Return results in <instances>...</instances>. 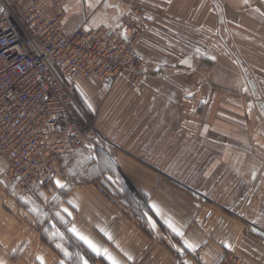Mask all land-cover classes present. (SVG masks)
<instances>
[{"label":"crops","instance_id":"0c3cea01","mask_svg":"<svg viewBox=\"0 0 264 264\" xmlns=\"http://www.w3.org/2000/svg\"><path fill=\"white\" fill-rule=\"evenodd\" d=\"M61 2L67 31L80 26L115 28L130 8L145 12L151 26L138 50L187 70L166 82L147 80L137 90L159 99L147 103L145 110L160 111L162 129L154 140L160 144L146 140L143 145V161L152 169L131 161L126 172L190 174L195 179L181 186L152 176L154 181L144 183L148 235L112 212H96L88 191L74 194L70 189L59 203L67 218L65 228L106 264H111L107 257L116 264H217L227 251L264 264V0ZM44 10L55 14L51 5ZM121 149L141 156L133 144ZM119 162L123 164L122 157ZM5 166L0 158V263L10 264L13 249H6L4 239L10 231L6 208L12 183L3 174Z\"/></svg>","mask_w":264,"mask_h":264},{"label":"built area","instance_id":"2783aa9c","mask_svg":"<svg viewBox=\"0 0 264 264\" xmlns=\"http://www.w3.org/2000/svg\"><path fill=\"white\" fill-rule=\"evenodd\" d=\"M63 18L61 0H0V158L24 193L57 176L63 152L98 143L95 122L81 116L73 98L74 81L120 78L134 89L148 62L157 66L138 50L150 26L142 9L130 8L115 28L67 31ZM220 262L251 264L232 251Z\"/></svg>","mask_w":264,"mask_h":264},{"label":"rangeland","instance_id":"374dc122","mask_svg":"<svg viewBox=\"0 0 264 264\" xmlns=\"http://www.w3.org/2000/svg\"><path fill=\"white\" fill-rule=\"evenodd\" d=\"M149 23L151 26V21ZM156 63L155 67L154 63L148 62L149 69L145 79L134 89L129 88L120 78L111 83L93 78L73 82L72 95L79 113L95 122L99 133L98 143L91 147L71 148L60 155L59 171L55 178L59 183L65 182V186L56 187L54 178L41 183L33 191L24 193L7 176L12 183L10 195L13 198H10L11 203L6 208L10 231L4 239L8 242L6 249H13L8 253L10 264H41V260L42 264H106L97 261L98 257L89 253L80 240L65 228L67 218L60 210L59 203L67 189L74 194L88 191L93 195V198L89 197V201L96 212H112L124 224L127 225L130 221L138 230L148 235L150 224L147 215L150 214V208L147 206L148 195L141 190L144 183L154 181L152 176L181 186H186L190 179L195 180L190 174L150 175L126 172L131 161L151 168L143 161V145L146 140L152 144H160L154 142L162 129L159 122L160 111L153 108L145 110L147 103L159 99L155 97L151 100L149 94L143 96L137 90L147 80L166 82L165 79L182 76L187 70L176 62ZM168 84L171 88L175 85L171 81ZM131 144L141 156L131 155L132 151L121 149ZM120 157L123 164L119 162ZM191 191L199 193L194 189ZM200 195L204 194L200 192ZM161 226V230H166ZM36 249L41 252L33 253ZM232 253L235 258L250 262L242 255ZM38 257L41 259H37ZM221 259L217 264L221 263Z\"/></svg>","mask_w":264,"mask_h":264},{"label":"snow or ice","instance_id":"6c2138e0","mask_svg":"<svg viewBox=\"0 0 264 264\" xmlns=\"http://www.w3.org/2000/svg\"><path fill=\"white\" fill-rule=\"evenodd\" d=\"M58 187H61L62 185H60L59 181L56 182ZM153 209L155 210V206H153ZM157 214L159 215V212H157ZM169 228H172L173 232H176L177 235H181V233H179L173 226L171 223L168 224ZM74 231V230H73ZM80 239L83 240L88 246L89 248H91L94 252H96L98 255L100 254L99 249L91 242L89 241L86 237L80 236ZM186 247L188 248H192V245H188L187 243L185 244ZM110 261L111 264H116V261L113 260L111 257H107ZM37 259H41V258H37ZM41 264H42V260H41ZM85 264H87V262H85Z\"/></svg>","mask_w":264,"mask_h":264}]
</instances>
